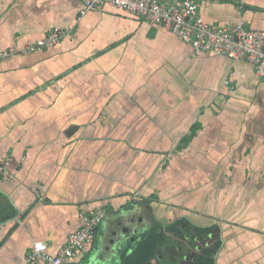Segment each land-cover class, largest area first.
Wrapping results in <instances>:
<instances>
[{
    "label": "crops",
    "instance_id": "1",
    "mask_svg": "<svg viewBox=\"0 0 264 264\" xmlns=\"http://www.w3.org/2000/svg\"><path fill=\"white\" fill-rule=\"evenodd\" d=\"M193 1L209 25L264 31V0ZM83 8L0 0V52L67 33L0 63V264H26L37 242L56 255L90 211L106 216L66 264H144V234L180 221L191 244L157 246L150 264L187 251L264 264V79L245 61L194 56L161 26Z\"/></svg>",
    "mask_w": 264,
    "mask_h": 264
},
{
    "label": "built area",
    "instance_id": "2",
    "mask_svg": "<svg viewBox=\"0 0 264 264\" xmlns=\"http://www.w3.org/2000/svg\"><path fill=\"white\" fill-rule=\"evenodd\" d=\"M83 1L84 8L80 16L104 6L115 8L142 19L150 25L165 28L182 42L190 45L196 57L209 53L232 61H245L252 67L256 77L264 79V31L251 30L244 22L222 27L209 25L198 16V5L193 0H183L176 6L159 0ZM66 34L65 31L50 30L44 38L22 50L9 48L1 51L0 63L17 55H26L54 47ZM9 164L10 159L0 163V180ZM105 216L103 211H90L82 215L81 227L68 236L64 246L54 256L45 253L43 243H35L26 254V264H66L77 254L87 253Z\"/></svg>",
    "mask_w": 264,
    "mask_h": 264
},
{
    "label": "flooded vegetation",
    "instance_id": "3",
    "mask_svg": "<svg viewBox=\"0 0 264 264\" xmlns=\"http://www.w3.org/2000/svg\"><path fill=\"white\" fill-rule=\"evenodd\" d=\"M148 211L144 210V231H147L146 225L150 222L149 220V215ZM188 226L184 224V221H180V223L174 225V227L170 228L171 230L168 231H159L157 227H152L150 229V234L153 236L160 237L162 240L160 243H158L157 246L159 247L160 250L164 249L166 245H177L180 246L181 250H183V244H191L190 236H186L184 232H187ZM149 237V234H144V241ZM194 239V238H193ZM183 246V247H182ZM155 249L153 252V256L150 259H147V261L144 262V264H150L152 260H155L158 258V256H154ZM160 257V256H159ZM204 255H196L195 252H190L187 251L185 255L181 258L180 264H198L201 259H204ZM171 260V259H170Z\"/></svg>",
    "mask_w": 264,
    "mask_h": 264
},
{
    "label": "trees",
    "instance_id": "4",
    "mask_svg": "<svg viewBox=\"0 0 264 264\" xmlns=\"http://www.w3.org/2000/svg\"><path fill=\"white\" fill-rule=\"evenodd\" d=\"M161 240L162 239L160 237L153 236V235L150 234L149 237L146 239V241H144V262L147 261V259H150L153 256V252H154L155 246L158 243H160ZM205 259L206 258L201 259L198 264H206V260ZM128 264H130V262Z\"/></svg>",
    "mask_w": 264,
    "mask_h": 264
},
{
    "label": "rangeland",
    "instance_id": "5",
    "mask_svg": "<svg viewBox=\"0 0 264 264\" xmlns=\"http://www.w3.org/2000/svg\"><path fill=\"white\" fill-rule=\"evenodd\" d=\"M186 192H187V191H185V192L182 191V193H186Z\"/></svg>",
    "mask_w": 264,
    "mask_h": 264
}]
</instances>
